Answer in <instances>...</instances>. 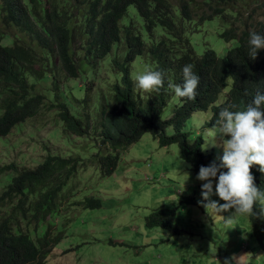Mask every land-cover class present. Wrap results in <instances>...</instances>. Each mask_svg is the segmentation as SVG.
Wrapping results in <instances>:
<instances>
[{"label":"trees","instance_id":"1","mask_svg":"<svg viewBox=\"0 0 264 264\" xmlns=\"http://www.w3.org/2000/svg\"><path fill=\"white\" fill-rule=\"evenodd\" d=\"M132 3L150 36L148 42L136 25L135 14L128 10ZM246 3V0H0V42L4 34L12 36V43H0L3 82L0 135L16 122L46 108L55 111L62 132L94 137L98 147L86 162L79 156L48 152L31 167L18 169L15 162L0 164V172L10 168L15 172L0 194V206H7L0 219V264H42L58 236L51 237L49 228L39 234L36 225L57 210L58 191L65 180L79 165L85 164H97L101 175L111 174L120 151L145 131H150L160 145L177 143L180 157L195 171L222 156L223 152H204L202 136L192 140L184 123L194 110L211 105L207 124H215L222 108L236 105L231 110H245L257 91L264 92V49L259 50L253 61L249 58L248 44L250 32L264 35V1L263 19L250 23L242 15ZM214 16L224 23L219 35L234 40L224 55H218L210 46L196 52L190 38L204 20ZM238 22L244 26L240 28ZM156 25L166 32L157 39ZM111 50L112 68L119 71V77L99 87L97 105H93L92 84L99 80L96 68ZM138 54L147 56L148 68L164 74L165 86L159 91L143 95L135 91L130 61ZM188 64L193 65L200 78L196 98L178 97L169 116L163 117L161 112L174 94L168 84H182V69ZM87 66L95 69V77H86L83 96L75 95L73 86L63 87L60 70L66 78H77ZM47 79L50 86H42L40 83ZM228 84L223 100L214 103L222 87ZM48 89L53 92L52 99L46 97ZM169 127L172 132L168 133ZM251 171L256 185L264 189V174L258 166ZM185 200L195 202L191 195ZM81 203L93 207L101 201L91 195ZM254 211L260 212L259 205ZM174 218L175 208L160 204L145 215L144 222L176 233L180 229ZM248 219L250 232L264 251V216ZM22 221L33 222L34 229L24 228ZM32 231L35 238L30 234Z\"/></svg>","mask_w":264,"mask_h":264},{"label":"rangeland","instance_id":"2","mask_svg":"<svg viewBox=\"0 0 264 264\" xmlns=\"http://www.w3.org/2000/svg\"><path fill=\"white\" fill-rule=\"evenodd\" d=\"M263 1L246 0L242 15L247 23L263 19ZM128 10L135 14L136 25L148 42L150 36L135 5L129 4ZM223 26L218 16L204 20L199 30L190 34L196 52L201 53L205 46H210L218 55H224L234 40H225L219 35ZM238 26L242 28L244 23L238 22ZM165 33L160 25L155 26V39ZM2 42L11 43L12 36L5 34ZM112 54V50L105 54L96 68L99 80L92 84L93 105H97L99 87L107 86L108 81L119 77V71L112 68ZM148 60L147 56L138 54L130 61L134 89L142 95L146 92L136 85L134 77L148 68ZM94 71L87 66L79 77L66 78L60 70L63 87L73 86V93L83 96L86 77L94 78ZM2 84L0 81V88ZM40 84L49 87L50 80ZM228 87L229 84L214 103L223 100ZM46 97L53 98L50 89L46 91ZM176 102L178 97L173 94L161 115L169 116ZM211 114V105L194 110L184 128L190 131L192 140L202 136L204 152L220 154L223 148L219 146V133L213 127L215 124H207ZM167 132H172V128H167ZM96 151L94 137L62 132L55 111L46 108L16 123L6 135H0V163L13 161L18 168L34 166L48 152L79 156L86 162ZM198 172L180 157L177 143L160 145L150 131L143 132L120 151L117 166L111 174L101 175L97 164L79 165L58 191L57 210L38 225L39 234L49 228L51 237L58 236L42 264H223L233 255L238 264H264V251L250 232L248 216H237L231 225H226L224 217L230 216L231 212L218 214L201 205L204 182L196 179ZM13 173L10 169L0 174V189ZM91 195L100 198L99 206L81 203ZM190 195L194 196L195 202H186L185 198ZM212 199L219 201L218 196ZM160 204L175 208L174 224L179 232L169 233L161 226L145 224V215ZM32 235L35 237L34 233Z\"/></svg>","mask_w":264,"mask_h":264},{"label":"clouds","instance_id":"3","mask_svg":"<svg viewBox=\"0 0 264 264\" xmlns=\"http://www.w3.org/2000/svg\"><path fill=\"white\" fill-rule=\"evenodd\" d=\"M248 44L249 58L254 61L259 50L264 49V35L254 31L250 32ZM182 72L183 83L178 85L169 83L168 87L174 91L175 96L194 100L200 78L194 73L191 64L185 65ZM134 80L136 85L145 92L159 91L165 86L164 74L151 68H145L143 72L134 77ZM235 107L236 105H230L222 108L213 126L219 133V146L223 148L222 156L217 157L219 163L217 160H213L208 166L201 165L196 177L197 180L204 182L201 185V205L207 211L212 209L218 214L231 212L228 217L222 216L226 225H231L237 216H255L257 218L264 216V189L256 185L255 176L251 171L254 166H258V170L264 174V92L257 91L245 110H231ZM5 163L9 162L0 164ZM10 169L3 170L0 174ZM7 183L8 181L1 186L0 194ZM213 196H218L219 201L224 203L212 199ZM257 205L260 208L259 213L254 211ZM6 210L7 206H0V219ZM22 225L24 228L31 225L29 230L34 229L35 226L33 222L26 224L25 221H22ZM36 228H38V224ZM32 233L34 232L32 231ZM32 233L30 234L33 237ZM223 264H238L237 257L233 255L231 258H226Z\"/></svg>","mask_w":264,"mask_h":264}]
</instances>
